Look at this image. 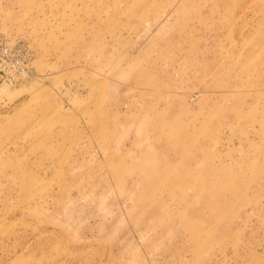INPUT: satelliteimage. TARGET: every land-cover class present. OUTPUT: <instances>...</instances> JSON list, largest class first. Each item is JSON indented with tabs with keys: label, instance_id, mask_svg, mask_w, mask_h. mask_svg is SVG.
Wrapping results in <instances>:
<instances>
[{
	"label": "rangeland",
	"instance_id": "1",
	"mask_svg": "<svg viewBox=\"0 0 264 264\" xmlns=\"http://www.w3.org/2000/svg\"><path fill=\"white\" fill-rule=\"evenodd\" d=\"M0 40V264H264V0H0Z\"/></svg>",
	"mask_w": 264,
	"mask_h": 264
},
{
	"label": "built area",
	"instance_id": "2",
	"mask_svg": "<svg viewBox=\"0 0 264 264\" xmlns=\"http://www.w3.org/2000/svg\"><path fill=\"white\" fill-rule=\"evenodd\" d=\"M20 46L17 43L10 44L0 40V86L4 84L8 89L14 88L33 75V71L28 68L34 57L32 52L24 50L21 58L23 63L12 61L20 53Z\"/></svg>",
	"mask_w": 264,
	"mask_h": 264
}]
</instances>
